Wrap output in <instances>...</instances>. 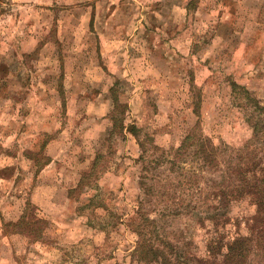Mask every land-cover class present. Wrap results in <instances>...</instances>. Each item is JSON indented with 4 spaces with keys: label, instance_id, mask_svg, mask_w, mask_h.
<instances>
[{
    "label": "rangeland",
    "instance_id": "374dc122",
    "mask_svg": "<svg viewBox=\"0 0 264 264\" xmlns=\"http://www.w3.org/2000/svg\"><path fill=\"white\" fill-rule=\"evenodd\" d=\"M244 90L264 104V0H0V264L220 260L256 207L216 208L226 170L177 149H242Z\"/></svg>",
    "mask_w": 264,
    "mask_h": 264
},
{
    "label": "trees",
    "instance_id": "16d2710c",
    "mask_svg": "<svg viewBox=\"0 0 264 264\" xmlns=\"http://www.w3.org/2000/svg\"><path fill=\"white\" fill-rule=\"evenodd\" d=\"M244 91L249 101L252 102L251 106L253 110L250 112L247 120L251 124L253 135L246 141L242 149H235L231 153H228L227 149L223 147H214L209 137L203 134L198 135L197 127L193 128L185 136L177 149L179 154H184L193 146H198L197 150L194 151V155L200 159L205 167H212V170L215 172H220L221 167L226 170L225 176L228 181L219 180L212 185L215 191H218L217 193L222 195L216 208H220L223 205L225 209L230 200L240 198L249 199V202L256 207V212L249 223L250 235L236 237L234 241L227 245V249L222 254L223 257L220 260L216 256L221 247L219 245L212 246L211 257L214 260H198L194 258L203 262L199 264H254L252 260L247 262L250 253L254 251L256 254L258 250H261L259 252L264 256V104L251 97L248 91ZM127 129L137 135V126H131V128ZM209 145L212 147L211 150L207 148ZM222 176L224 175L222 174ZM184 182L181 180L178 183L179 186H183ZM148 183V178L143 176L141 187L145 196L152 190V187L148 186ZM141 199L142 197L140 201ZM198 200L201 202V207L202 202L203 204L206 203L201 198ZM144 220L149 221V218H145ZM44 221L42 218H36L31 223L34 225L43 224ZM151 222L154 221L152 220ZM137 231L140 240L135 252L140 260L149 263L162 261L166 263L168 258L165 256L164 249L156 245L154 241L152 242L146 230L143 232L144 230L140 226H138ZM171 246L173 245L171 244Z\"/></svg>",
    "mask_w": 264,
    "mask_h": 264
},
{
    "label": "crops",
    "instance_id": "0c3cea01",
    "mask_svg": "<svg viewBox=\"0 0 264 264\" xmlns=\"http://www.w3.org/2000/svg\"><path fill=\"white\" fill-rule=\"evenodd\" d=\"M143 21H144L145 24H151V22H150L149 19L147 20L146 18H144ZM108 113H109V112L102 114L104 117H102L101 120H107V119H108V117H107ZM50 165H51V164H50Z\"/></svg>",
    "mask_w": 264,
    "mask_h": 264
}]
</instances>
